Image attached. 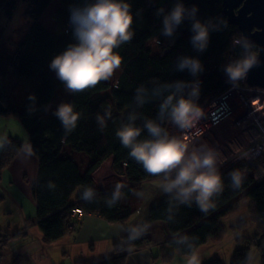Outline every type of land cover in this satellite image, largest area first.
Returning a JSON list of instances; mask_svg holds the SVG:
<instances>
[{"label": "trees", "instance_id": "obj_1", "mask_svg": "<svg viewBox=\"0 0 264 264\" xmlns=\"http://www.w3.org/2000/svg\"><path fill=\"white\" fill-rule=\"evenodd\" d=\"M21 1L28 6L29 25L15 51L0 50V77L6 78L12 71L28 86L20 109L8 88L0 89V116L15 117L22 122L29 133L31 151L39 158L35 196L38 226L44 242L53 243L75 233L69 229L75 208L97 214L108 223L125 225L134 211L122 200L121 193L128 194L136 186L163 178L165 174L148 173L143 164L130 155L132 148L125 147L117 133L130 126L140 131L134 143L153 140L146 125L152 122L163 130L162 135L166 134L171 105L166 110H162V106L169 97H173V105L181 98L202 105L233 86L243 85V76L233 80L227 73L229 66L247 58L241 32L237 26L228 24L223 0H116L127 4L133 17L129 29L131 39L113 50L121 58V73L114 86L102 80L81 91L69 89L70 97L65 105H71L78 118L74 124L66 125L58 112L44 116L58 91L67 88L51 64L78 43L72 22L74 11L97 0H58L61 7L56 19L61 32L41 23L54 0H2L7 19L13 18ZM178 5L185 9L184 18L179 25L173 24L170 35L166 34L164 20ZM197 22L208 32L202 50L193 43L197 34L193 25ZM153 39L158 40L160 53L154 54L148 47ZM185 60L198 61L199 71L193 73L190 66L182 67ZM23 146L18 139L8 138L0 157V174ZM65 147L91 159L84 173L67 155ZM111 156L114 171L126 176L130 190L104 191L97 186L93 174ZM262 164V160L256 164L243 161L217 172L220 185L206 201L209 205L206 210L197 199L198 191L185 195L180 187L172 188L168 196L149 209V222L166 223L171 237L166 244L183 256H192L209 242L223 241L227 235L224 218L238 211L246 199L251 207V222L257 228L252 237L253 245L264 264V180L257 182L254 177ZM243 170L247 173L242 174ZM236 173L240 175L239 184L234 180ZM175 179L170 178L169 184ZM75 198L78 201L72 204ZM123 241V246L115 244L111 258L75 264H125L130 253L149 242L129 232L124 234ZM250 247L238 248L230 264H248ZM171 250L166 259L173 257ZM3 257L0 254V264ZM204 264L224 262L214 258Z\"/></svg>", "mask_w": 264, "mask_h": 264}, {"label": "crops", "instance_id": "obj_2", "mask_svg": "<svg viewBox=\"0 0 264 264\" xmlns=\"http://www.w3.org/2000/svg\"><path fill=\"white\" fill-rule=\"evenodd\" d=\"M8 77L17 79L12 71H9L4 79ZM6 120H8V126L4 137L0 139V157L9 137L18 139L24 146L10 166L0 174V242L7 241L11 248V253L4 255L3 264H63L65 258L70 264L96 263L114 256V243L121 242L126 232L135 233V236L148 239L149 242L130 253L125 264H160L162 262L169 264L177 255H180L178 251L171 250L166 244L171 238L167 232L166 223L149 222L148 218L149 209L160 203L172 191V189L166 190L169 182L167 183L163 178L153 179L130 190L131 185L126 176L114 171L113 156L107 158L94 172L95 182L104 191L130 190L128 194L121 193V198L126 204L131 205L132 200H138V197L143 198L140 212L134 214L125 225L111 224L97 214L85 213L74 234L46 244L38 226V204L35 196L40 161L31 151L30 138L27 139L25 134H19L25 137L27 141L25 144L14 134L21 125L12 119ZM245 141L248 142L249 137ZM245 146L238 148L235 154ZM65 152L77 162L83 173L87 170L91 163L88 156L71 152L68 148ZM82 158L85 163L87 162L84 163L85 166L81 164ZM77 201L78 199L75 198L72 204ZM30 203L35 209V215L29 210ZM8 250L10 249H6ZM169 250L173 252L171 260L165 258Z\"/></svg>", "mask_w": 264, "mask_h": 264}, {"label": "clouds", "instance_id": "obj_3", "mask_svg": "<svg viewBox=\"0 0 264 264\" xmlns=\"http://www.w3.org/2000/svg\"><path fill=\"white\" fill-rule=\"evenodd\" d=\"M183 6H176L172 13L164 20L166 34L173 32V24L179 25L184 18ZM72 22L76 26L75 35L78 43L71 46L51 64L58 77L66 82L68 89L81 91L95 86L102 80H108L121 65V58L114 54L119 44L129 41L132 33L129 31L133 17L130 15L127 4L116 0H97L95 4L74 11ZM197 34L193 43L198 44L201 50L206 46L208 32L199 22L193 25ZM253 60L245 58L227 68L231 79L236 80L244 76L252 66ZM190 66L193 73L199 71L200 63L185 60L182 67ZM173 97H169L162 110L171 105V120L181 129H189L200 115L199 109L190 100L181 98L174 105ZM66 125H72L78 116L74 114L71 105H62L57 113ZM146 127L155 138L143 143H134L140 131L133 127H125L117 133L125 147H131L130 155L143 164L144 169L151 174L170 172L180 167L177 178L167 186L168 191L180 187L185 194L199 192L197 199L206 210L209 205L206 201L217 191L220 185V176L214 170L215 157L209 153L201 155L193 152L187 156L188 145L173 138L168 139L163 130L156 124L149 122ZM211 169L212 171H203ZM237 184L240 175L234 174ZM188 185L187 187H184ZM118 195V193H117ZM189 264H195V257Z\"/></svg>", "mask_w": 264, "mask_h": 264}, {"label": "rangeland", "instance_id": "obj_4", "mask_svg": "<svg viewBox=\"0 0 264 264\" xmlns=\"http://www.w3.org/2000/svg\"><path fill=\"white\" fill-rule=\"evenodd\" d=\"M27 7H28L27 4L21 1L18 4V7L16 9L13 18L7 19V14L2 9V0H0V50L7 49L9 51H15L16 44H18L21 41L22 36L29 25V20L26 14ZM60 7L61 5L59 1L54 0L41 19V23L43 25H45L50 30L57 32H61L58 29L57 19H56ZM148 47L152 50L154 54L160 53L157 39H153L152 41H150L148 43ZM120 73L121 70L120 68H118L115 70L113 75L108 78V80L106 81L104 80V81L114 86L119 78ZM2 86L6 88L8 86V90L15 99V102L18 104L19 109L22 108V104H23L22 102L25 98L24 94L27 90L25 87H27L28 85L26 86V83L22 80H19L18 78L9 79L8 77L7 79H4L0 77V87ZM69 92L70 90L68 88L66 87L61 88L57 93L54 103L49 108L48 113L46 112L44 116L48 117L52 113L59 112L60 107L62 105H65L66 102L69 100L70 97ZM243 97H244V93L242 91H239V94H237L235 101L237 103H240L242 102ZM241 114H242V110L241 109L237 110L235 112V117L233 118L232 121L238 119L241 116ZM6 119H12L13 121H17L19 123L18 125H21L18 126L20 129H18L16 131L17 133L14 134L22 142L26 144L27 141L24 139L25 137L19 134H25L27 139H29V133L23 126L22 122L15 117L0 116V139L4 137L5 130L8 126V120ZM167 137L168 139L175 138L181 142L178 126L173 121L171 122V124H169ZM248 137H249V133L243 132L238 125L234 126L233 123H227L222 127H220L219 129L214 130L209 136H207L203 140H200L196 144L195 152L201 155V157L212 152V155L215 157L214 170L215 168L216 169L220 168L223 171L225 169H228L229 167L237 166L238 163L235 164L234 162L237 156V154H235L236 150L246 145L247 142L245 141V139L247 140ZM67 148L68 147H65V149ZM190 153L191 152L187 150L186 155L190 156ZM85 159H87L86 160L87 162L89 161L87 157ZM81 162H82L81 164L84 165L85 163L84 159ZM248 164H252V163H248ZM261 168L262 169L256 170L254 174V177L257 182H261L264 180V161ZM209 170L210 169H203V171H209ZM171 173H172L171 171L164 173L165 175L163 177V180H165L167 183L169 179L172 178L170 177ZM140 196L142 197V195ZM142 199L138 197V200L137 199L132 200L131 207L134 211V214L140 212L143 204ZM29 210L33 213V215H35V209L31 203L29 204ZM250 210L251 207L249 206V203L246 201V199H244L238 211L224 218L223 226L227 230V235L224 237L223 241H220L219 243L218 242L216 243L215 241L209 242L206 245L202 246L201 250L197 254H194L192 256H183L181 254L177 255L174 261L169 264H189V261H191L193 257H195V264H204L214 258L221 259L224 262V264H230L234 252L238 248L245 246H251L250 247L251 259L248 262V264H261L262 263L261 255H259L257 249L253 245L252 237L256 233L257 228L251 222V215L249 214ZM83 217L84 215L80 218L73 217V222H72L73 225L70 224L69 229L72 231H76L75 229L78 228ZM121 240H122L121 242H116V243H119L123 246L124 245L123 237L121 238ZM116 243H114L113 249L115 248ZM6 249H10V250L6 251ZM10 253H11V248L7 243V241L0 242V254L9 255ZM63 264H70V262L67 258H65ZM160 264H165V263L162 262Z\"/></svg>", "mask_w": 264, "mask_h": 264}, {"label": "built area", "instance_id": "obj_5", "mask_svg": "<svg viewBox=\"0 0 264 264\" xmlns=\"http://www.w3.org/2000/svg\"><path fill=\"white\" fill-rule=\"evenodd\" d=\"M237 43L238 41H235V44ZM233 58L234 56L231 57V59ZM245 79L244 74L242 87L233 86L204 104L195 105L199 109L200 115L191 128L181 129L178 126L181 142L188 145V151L191 152L190 156L195 152L196 144L200 140H203L223 125L233 123L234 126L238 125L243 132L249 133V141L245 148L237 153L235 164L243 161L255 164L260 160L264 161V88L251 87L245 83ZM239 91L244 93V97L242 102L237 103L235 99ZM239 109L242 110L241 116L232 121L233 115ZM171 122L172 120L169 121L168 127ZM180 167H183V165L171 170L170 177L177 178ZM220 171H222L220 168H215V172ZM246 173V170L242 171V174ZM84 214L85 212L82 209L75 208L72 211V219L73 217L80 218ZM70 224L73 225L72 222Z\"/></svg>", "mask_w": 264, "mask_h": 264}, {"label": "water", "instance_id": "obj_6", "mask_svg": "<svg viewBox=\"0 0 264 264\" xmlns=\"http://www.w3.org/2000/svg\"><path fill=\"white\" fill-rule=\"evenodd\" d=\"M223 13L228 24L238 27L247 58L254 61L245 73V83L264 88V0H223Z\"/></svg>", "mask_w": 264, "mask_h": 264}, {"label": "bare ground", "instance_id": "obj_7", "mask_svg": "<svg viewBox=\"0 0 264 264\" xmlns=\"http://www.w3.org/2000/svg\"><path fill=\"white\" fill-rule=\"evenodd\" d=\"M254 46H256V45H254ZM257 48V47H256ZM255 49V48H254ZM264 105V104H263ZM232 115H233V113H232ZM235 117V114L233 115V118Z\"/></svg>", "mask_w": 264, "mask_h": 264}]
</instances>
